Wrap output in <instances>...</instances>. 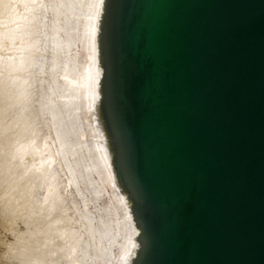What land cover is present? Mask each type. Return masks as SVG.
<instances>
[{
  "label": "water",
  "instance_id": "1",
  "mask_svg": "<svg viewBox=\"0 0 264 264\" xmlns=\"http://www.w3.org/2000/svg\"><path fill=\"white\" fill-rule=\"evenodd\" d=\"M122 15L113 107L151 209L147 264H264V0H125Z\"/></svg>",
  "mask_w": 264,
  "mask_h": 264
},
{
  "label": "bare ground",
  "instance_id": "2",
  "mask_svg": "<svg viewBox=\"0 0 264 264\" xmlns=\"http://www.w3.org/2000/svg\"><path fill=\"white\" fill-rule=\"evenodd\" d=\"M44 1L31 0L30 4L25 6L20 0H4V6L0 9V21L3 18L10 19L13 26L8 29L15 34L12 40L8 38L2 40L0 55H7L10 52L16 58V66L7 69L8 76L1 75V77L13 81L21 80V82H25V87L33 81L25 75L29 59L34 57L33 51H37L41 45L40 38L36 36L33 29V23H36L35 13L38 5L40 6ZM111 1L70 0V5L66 8L70 33L65 37L61 36L59 31L62 27L56 19L52 22V26H49L51 33L47 37L58 52L69 50L74 46L76 48L75 55L71 56V60H65L67 63L64 62L63 67L55 64V72L61 71L62 76H60L67 83L65 93L59 89L62 92H60L61 98L57 103H59L60 113L61 110H65L68 114L67 119L60 124L61 127H65V130L69 131H75L78 128L82 134H85V139L78 142L82 143L83 146H80V150H83L82 155L87 158V170H84H86V175L95 174L97 180L93 177L90 179L88 176V178L84 177L89 180L88 183L93 187V190L99 189L108 195L109 208L117 219L115 230L110 225L107 231L105 230L103 241L107 247L105 246L104 253H99L102 256V261L106 264H147L150 256L148 223L151 209L138 195L139 192L136 191L132 183L128 143L120 119L116 120V110L113 107V102H115V108L118 106L117 100L120 102V96L112 97L115 90L114 75L111 73L110 64L112 63L113 49L119 48L121 43L125 0H113V6L115 1L114 22L109 23L107 47L105 31ZM61 8L62 6L59 8V13H62ZM55 77L57 78V76ZM60 85L63 84L60 83ZM55 98L58 99V97ZM120 104L122 108L127 106L122 99ZM30 105V99L24 100L18 116L15 114L14 123L19 125V133L11 137H4L3 133L7 123H0V156L3 155V162L0 164V264H9L10 252L13 249L16 252L12 255L21 260L19 264H55L53 259H49V262L46 261L44 253L49 249L46 247V243L42 248L33 250L30 247L33 239L32 233L21 237L18 232L21 230L18 226L20 220L16 218L19 217L24 206L31 201V193L34 189V183L27 178L28 175L47 173L56 159L52 135L50 132L47 133V137L40 134L37 126L38 113L30 112ZM108 105H111L114 110L112 111L113 117L107 112ZM57 107L55 106V108ZM5 109L0 105V117L3 116ZM26 111L30 113L26 114ZM26 135L28 138L23 139ZM123 158L125 164H122ZM122 166L127 168L125 170L127 183L122 176ZM50 178L53 179L54 175L51 174ZM53 189L51 183L46 191L50 193ZM45 200L47 202L44 207L50 209L52 204L48 194ZM106 215L109 214L106 213ZM9 218L12 220L8 221ZM30 224L35 227L36 218ZM49 227L55 231L61 247H66L71 251L78 247L79 239L81 240L85 236L77 234L69 227L56 226L54 223ZM114 232L118 239L115 250L111 246V242L115 238ZM36 241L34 240V242ZM87 244H91V242L88 241Z\"/></svg>",
  "mask_w": 264,
  "mask_h": 264
},
{
  "label": "rangeland",
  "instance_id": "3",
  "mask_svg": "<svg viewBox=\"0 0 264 264\" xmlns=\"http://www.w3.org/2000/svg\"><path fill=\"white\" fill-rule=\"evenodd\" d=\"M20 1H22L25 6H28L31 2V0ZM63 3H65V5H63ZM69 3L70 0H45L40 6L38 5V9L35 13L36 23H33V29L35 30L36 36L40 38L41 45L40 48H37V51H33L34 57L29 59V66H27L28 70L25 72V75L33 80L31 84L25 87V82H21V80L13 81L1 77V75L8 76L6 72L7 69L16 66V58L10 52L7 53V55H0V105L6 108L5 111H3V116L0 117V123H7L6 130L3 133L4 137H11L19 133V125H15L14 117H16L15 114L18 116L24 100L30 99L31 105L29 111L38 113L37 126L40 130V134L47 137V133L50 132L53 139V148L55 149L56 159L50 166L49 171L42 174H30L27 177L33 181L34 189L31 193V201L24 206L20 211L21 214L16 218L20 220L18 223V226L21 228V230L18 231L19 235H21V237H26L30 232L32 233L33 239L30 243V247L33 250L39 247L42 248L46 243V247L49 248L46 253H44L47 262L50 261L49 259H53L55 264H70V262L71 264H106L102 261V256H100V254L105 252L107 247V244L103 241V236L106 234L109 225L111 227L113 226V230H115L117 219L113 211L110 210L111 208H109L110 201L108 195L102 190L98 189V192L96 189L93 190V187L88 183V177L89 179L93 177L97 180V176L95 174L90 175L91 177L86 175L87 158L85 155H82L83 150H80V146H83L82 143H78L79 140L85 139V134H82L78 128L75 131H69L68 129L67 131L65 127L62 128L60 125L67 119L68 114L65 110H61L60 113L59 103L57 102L59 98H61L60 92H66L67 83H65L61 77L62 72H55L54 67L55 64L60 65L59 67H63V65L75 55L76 48L74 46L69 48V50L58 52L47 37L51 33L49 26H52V22L56 21V19H58V23L62 27L59 31L61 36L65 37L70 33L68 31L69 22H67L68 16L66 9L70 5ZM3 6L4 0H0V9H2ZM60 6H62V13H59ZM63 9H65V11H63ZM9 22L10 19L8 18H3L0 21V43L4 38L12 40L15 36L14 32L8 29L13 26V24ZM30 60L31 62L33 61L32 64ZM55 76H57V78ZM53 78H55V80H53ZM60 83L63 85H60ZM54 89H60L62 91H56ZM55 97H58V99ZM55 106H58V109L55 108ZM30 112L26 111V114ZM60 132L62 133L60 134ZM27 138L28 135L23 137V139ZM2 162L3 155L0 156V164ZM51 174L54 175L53 179L50 178ZM70 176L73 177L71 178ZM84 176L88 177L86 178ZM51 183L54 189L50 193H47L46 189ZM47 194L52 204L50 209L44 207V204L47 202L45 200ZM106 213L109 215H106ZM35 218L36 225L32 227L30 222ZM11 220L10 218L8 219V221ZM52 223L56 226L69 227L76 231L77 234L85 235L83 239H79L78 247L74 251L66 247H61V243L58 241L55 231L49 227ZM114 237V240L111 242L113 250H115L118 245L116 232H114ZM34 240L37 241L34 242ZM74 241L75 239L73 242ZM88 241H90L91 244L86 245ZM15 252V249L10 252L9 264H19L21 261L12 255L15 254Z\"/></svg>",
  "mask_w": 264,
  "mask_h": 264
},
{
  "label": "snow or ice",
  "instance_id": "4",
  "mask_svg": "<svg viewBox=\"0 0 264 264\" xmlns=\"http://www.w3.org/2000/svg\"><path fill=\"white\" fill-rule=\"evenodd\" d=\"M101 2H102V0H101Z\"/></svg>",
  "mask_w": 264,
  "mask_h": 264
}]
</instances>
